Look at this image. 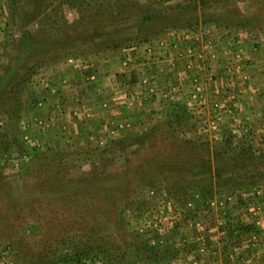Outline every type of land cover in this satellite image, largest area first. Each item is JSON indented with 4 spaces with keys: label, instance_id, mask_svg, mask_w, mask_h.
<instances>
[{
    "label": "rangeland",
    "instance_id": "1",
    "mask_svg": "<svg viewBox=\"0 0 264 264\" xmlns=\"http://www.w3.org/2000/svg\"><path fill=\"white\" fill-rule=\"evenodd\" d=\"M78 1L49 0L46 17L37 16L40 8L26 0H0V46L6 45L0 61L18 60L12 39L24 30L43 25L64 33L67 20L85 13ZM135 1L184 13L186 31L201 30L203 39L215 33L227 47L232 41L238 45L234 39L242 34L254 45L264 36V0ZM119 17H108L106 33L94 43L79 41L64 60L22 61L19 76L26 80L17 99L0 98V264L263 263L258 258H264V162L259 160L264 161V95L257 94L264 86L257 75H247L240 96L233 78L246 45L221 77L202 66L207 48L197 53L174 43L176 54L167 52L176 55L181 72L176 79L185 89L176 82L164 98L132 97L125 99L131 106L124 102L107 112L98 88L128 87L118 79L130 66L127 50L135 46L134 52L160 60L170 45L165 32L139 46L130 24L136 20ZM187 36L183 43L192 44V33ZM109 37L121 40L128 60L103 50ZM134 56L131 61L140 62ZM192 60L201 64L199 70ZM110 61L124 69L115 74ZM196 86L200 91L194 96ZM182 109L185 116L178 119L175 112ZM252 206L260 208V225ZM228 223L253 226L245 235L251 240L244 237L223 250L231 242L224 239ZM203 241L217 254L201 257Z\"/></svg>",
    "mask_w": 264,
    "mask_h": 264
},
{
    "label": "trees",
    "instance_id": "2",
    "mask_svg": "<svg viewBox=\"0 0 264 264\" xmlns=\"http://www.w3.org/2000/svg\"><path fill=\"white\" fill-rule=\"evenodd\" d=\"M8 1L12 4H19V0ZM26 2L29 4L31 3L35 8H40V10L34 11L37 16L42 14L43 16L48 17L46 13L44 14L42 12L44 11L43 8L49 4V0H26ZM18 6L19 5H17V7ZM77 6L80 7L79 9H83L82 11L85 10V13H79V16L71 23L67 20L64 25L67 27L64 28V33H54L52 31L53 34L47 31L45 26L41 25L42 29L40 28V30H24L18 38L12 39V47L15 46L19 52L18 60L11 59L12 56H8V61H0V98L3 95H8V98L17 99L18 92H21L22 90V82L26 80V78L22 79L19 76L20 70L18 67L20 68L23 66L21 63L22 61L27 63L31 59H35V61H40L39 59H41V61H51L50 59L56 60V58L58 60H64L71 54L70 52L72 48L79 41H84L85 44L90 43L97 35L101 36L106 33L110 27V24L107 21L108 17L110 19L113 18V20L116 21V19H120L119 16L127 15L130 19L134 21L136 20L130 24L136 29V33L132 35V37L137 40L140 39L138 43L139 46L161 38L165 32L172 28H188V26H190V24L188 25V23H185L186 19L183 18V16H185L183 15L184 13L176 11H173L172 13L157 11V8L152 7L150 3L148 5H143L135 0H127L124 3L116 0L113 2L111 1L108 5H103L99 2L92 4L91 1L87 2V0H79ZM26 14L30 15L31 13ZM38 22H42V20L40 19ZM194 22H197V20ZM202 22L205 23L206 20ZM103 43H105L103 50L106 49V51H109L108 54L113 57H115V55L123 54L124 58L128 60L125 52L126 50L123 48L121 40L118 42L117 39L109 37V39H104ZM94 46L96 45H93V47ZM5 47L6 45L0 46V53H4ZM95 49H97V47L92 50L93 53L96 52ZM107 56L108 55H106V57ZM13 64L14 66L12 67ZM118 77L119 81H127V83H130L135 79V74L133 73L131 77H127L126 73H122ZM185 112L186 111L182 109L177 111V113L175 112V116H177L178 119H181L185 116ZM259 160L260 165H262L264 161L261 159ZM240 162L242 161H237L231 167H236ZM223 169L224 167L221 170L219 169V172L221 173ZM245 171L247 170L245 169ZM122 176L126 178L125 175ZM90 181L91 180H89V182ZM225 228L226 236L224 239L226 238L231 242L230 245L228 244L223 250L234 246L238 241H241L247 233L253 230V226L250 225H231L229 223Z\"/></svg>",
    "mask_w": 264,
    "mask_h": 264
},
{
    "label": "crops",
    "instance_id": "3",
    "mask_svg": "<svg viewBox=\"0 0 264 264\" xmlns=\"http://www.w3.org/2000/svg\"><path fill=\"white\" fill-rule=\"evenodd\" d=\"M142 1H145V0H142ZM163 1L176 2V0H163ZM202 29L205 30L206 32L207 30H209L207 25H203ZM167 32H169L168 39L170 40V43H169L170 45L169 46L165 45L164 51H161L160 49V48H163V46L159 47L161 51L160 57L162 56L160 60H157L156 58L154 60L150 59V57H148V55L145 54V52L142 53L143 51L140 49L134 52L133 50H135L137 47L133 46L127 50L128 51L127 54H129V58H130V63H129L130 66L128 68L124 69L121 67L120 64H119V67H117L116 65L113 64V62L110 61L113 66L111 67L110 65L109 68L111 70H114L115 74L116 73L118 74V72L120 73L124 69L125 71L124 73H126L127 77H131L132 74L134 73L135 79L132 82H130L127 88L126 87L119 88V90H115V91L109 88H107L106 90L98 88L102 99H104V102H105L104 105L108 107L106 109L107 112L112 111V108H115L114 110L117 111L116 108H122L123 107L122 103L126 102L127 99H131L132 97L138 96L140 97V99H144V100L146 99L150 100L154 97L156 99H158V97L164 98L168 93L170 94L176 90V82H178V84H181L180 85L181 89H185L184 88L185 82L183 83L181 78H178V80L176 79V75L181 73L179 72L180 68H179L177 61L175 60V58H173V57H176V55L173 56L172 52H169V53L167 52V50L171 51V49H174V53L176 54V45H178L179 42L180 44L178 46L181 45L180 47L182 48L183 46L185 47L188 46V48L192 47V50H189L192 52L195 51L198 53V51H201V49L204 50L205 48H207L208 59L204 57L205 60H203L202 66L204 67L208 66V68L210 69L209 71L210 73L212 74L217 73L218 75H221V77H223L224 74L225 75L227 73L229 74V70L232 67L231 65H228V64H231L230 59L231 60L235 59L234 56L236 55V53H238L240 49H242V47L246 45V48L243 47V50H244L243 55L241 57L240 55L237 56L238 62L240 61V63L237 64V66L241 65V67L237 70V72L239 73L236 72L235 76H233V78L237 81L236 85L238 89L243 92V94H241L240 96H244V92H245L246 85H247V79H244V78L247 75L249 76L257 75V78L259 81V83L258 82L257 83L259 85L263 84L264 86V69H262V65H261L262 62L264 63V36L262 37L259 43L254 45L250 43L251 40L249 37L246 36V34H242L239 38L234 39L236 43L237 42L239 43L238 45L236 44L233 45L234 41H232L231 43L232 47H227L224 45L223 42L219 41L218 38H216L217 35L215 33H212L211 35L210 34L206 35L205 38H207V40L204 42L205 38L203 39V36L201 35L202 32L201 30L199 31L198 29L197 30L192 29V30L186 31L185 28H172L168 30ZM191 33H192L191 37L193 38V40L192 39L191 40L193 42H189V43H192V44L187 45V43L186 44L183 43V41H186V42L188 41V40H182L181 37H183V34L190 35ZM174 43H176L175 46H173ZM215 50L217 53L218 52L220 53V55L217 57L223 58L221 61L218 60V58H216L215 56H212V53ZM184 53H188V51H185ZM134 54L136 57L137 56L141 57L140 62L137 63V62L131 61L132 58L130 57V55L132 56ZM190 64L193 65V69L196 71L201 68V64L197 60L196 61L192 60ZM150 66H153L152 68L153 70L150 68ZM138 68L140 71H137ZM144 70L146 74H149V75H146L144 73ZM150 74H153V75L151 76ZM196 80L201 81L202 75L197 77ZM228 80H232V79L228 78ZM185 81H187V79ZM63 93L64 92H62V94ZM259 94L263 96L264 91L259 92L257 95ZM111 99H115V100L112 101ZM126 105H128L127 102H126ZM128 106H131V105H128ZM132 107H134V105H132ZM250 237L251 236L248 235L247 237H245V240L247 238L250 239ZM260 249H263V247L258 246V250ZM251 251H248V255H250ZM208 255L209 254L207 253L205 256H208ZM202 256L203 255H201V257ZM261 258L264 261L263 257H260L258 259H261ZM258 262L260 261H257V263ZM204 264H209V263L206 262ZM225 264H229V263L226 262ZM230 264H235V263L231 262ZM261 264H264V262Z\"/></svg>",
    "mask_w": 264,
    "mask_h": 264
},
{
    "label": "built area",
    "instance_id": "4",
    "mask_svg": "<svg viewBox=\"0 0 264 264\" xmlns=\"http://www.w3.org/2000/svg\"><path fill=\"white\" fill-rule=\"evenodd\" d=\"M187 37H189V34H188V36ZM124 64L125 65H128V62H127V60H125L124 61ZM200 91V86H196V88L194 89V96H196V94L198 93ZM252 211L254 210V213L255 214H258L257 216H256V220H255V223L257 224V225H260L261 224V222H262V220H260V213H259V210H260V208L259 207H251L250 208ZM196 225L198 226V227H201V223H196ZM255 237V236H254ZM199 240H200V238H198ZM218 251V250H217ZM217 251L216 250H213L211 247H209L206 243H205V241H203V242H201L200 243V245H199V252L203 255L204 253H213V254H217ZM196 263V262H195Z\"/></svg>",
    "mask_w": 264,
    "mask_h": 264
}]
</instances>
